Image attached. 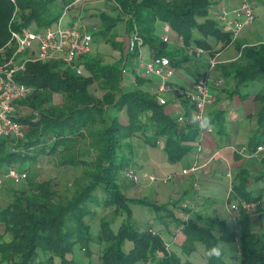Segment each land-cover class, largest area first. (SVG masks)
Here are the masks:
<instances>
[{"label": "trees", "instance_id": "trees-1", "mask_svg": "<svg viewBox=\"0 0 264 264\" xmlns=\"http://www.w3.org/2000/svg\"><path fill=\"white\" fill-rule=\"evenodd\" d=\"M67 1L0 0V62L14 50L13 43L7 44L8 23L14 12L15 28L30 24L41 28L58 18ZM107 1L112 2V11L98 12L96 33L105 36L118 24H124L127 44L119 59L104 62L89 55L83 61L82 74L55 60L27 62L17 75V79L32 86L31 93L15 106V119L24 127L25 136L15 147L13 142L12 149L5 140L0 143V166H15L14 163L46 155L57 166H83L87 181L78 184L67 198L58 194L51 179L32 180L27 190L15 189L12 199L0 207V264H77L73 257L75 246L79 244L89 252L92 242L100 245V264H192L182 255L193 251L197 243L204 248L206 264H227L224 252L219 260L207 256L208 249L220 240L238 244V264H264V214L257 216V208L241 211L236 221L238 229L230 230L224 221L203 219L199 213L189 220L177 218L171 210L173 201L156 204L146 198L127 197L121 190L119 179L123 169L131 165L134 138L151 146L162 140L167 161L175 163L193 149L197 137L195 123L178 121L158 102L155 93L139 86L141 77L135 75L131 88L123 87L124 60L145 44L154 57L165 56L176 64L178 52L168 49V42L157 31V21L168 24L185 46L194 43L208 50L209 37L229 42V32L217 21L216 14L209 17L211 1ZM134 34L141 43L130 48ZM238 50V58L229 63L233 91L254 80L261 81L264 87V41L238 45ZM93 83L103 90L101 96L90 91ZM54 94L61 95L62 100L54 102ZM255 98L261 107L248 140L250 150L264 141V89ZM223 121L219 110L212 122L220 130ZM246 174L241 169L232 188L244 199L258 201L244 190ZM132 204L149 206L156 217H168L181 226L184 238L179 244L180 254L169 249L159 233L139 227ZM91 205L113 207L122 217L117 228L102 216L98 229L93 231L90 218L95 212ZM257 221L262 224L260 229L254 228Z\"/></svg>", "mask_w": 264, "mask_h": 264}, {"label": "crops", "instance_id": "crops-1", "mask_svg": "<svg viewBox=\"0 0 264 264\" xmlns=\"http://www.w3.org/2000/svg\"><path fill=\"white\" fill-rule=\"evenodd\" d=\"M240 2L241 0H218L217 3L212 4L209 17L214 18L221 7L230 10L239 6ZM107 3L112 4L111 1H107ZM251 3L253 9L259 4H262L263 8L259 9L258 12L254 9V21L240 32L241 37H237L238 41L224 43L221 40L209 37L211 48L206 49L205 53L196 52L194 43L187 46L182 45V38L171 30L168 24L161 21L156 22L159 35L163 39L164 37L167 38L165 41L169 38H177L176 42L168 43L170 44L168 46L169 50L178 52L174 57L176 64L170 61L173 75L169 82L174 86L185 87L190 85L196 78L205 76L214 98L212 104L206 109L207 116L213 118L214 114L220 110L223 112L224 121L220 130L212 122L213 131L203 134L200 139V151H195V144L193 143V149L175 163L167 161L162 140L157 145L151 146L139 138H134L133 158L130 166L135 169L138 182L134 183L128 179L122 180L123 191L127 196L133 198L143 197L156 204L173 201L174 204L171 206V210L181 220L192 219L194 213H199L203 219L224 221L226 224L231 225L236 222L233 218L234 213L229 209V201L235 197L243 198L234 192L232 185L238 182L239 171L244 168L248 178L244 190L248 193V197L257 198V216L264 214L263 162L257 156L244 158L235 150L242 146L250 149L248 140L256 127V114L261 107V103L255 96L264 87L261 81L254 80L241 86L237 91H233L234 82L229 66V63L235 61L239 56V43H250L243 41L247 35L253 37L258 32L260 37L264 38V0H251ZM86 6L87 4H80L75 6V8L78 7L76 12L69 11L70 18H67V22L85 27L84 22H87V20L84 7ZM111 11V7L106 9V12L111 13ZM95 18L99 22L98 16H95ZM88 22L92 25L97 24L96 22ZM118 26H123V31L115 36V41L117 44H122V49L125 52L127 35L124 24L121 23ZM98 51L97 44L93 41L89 55L96 56ZM113 52L116 53V58L119 59L122 53L121 50L117 48ZM213 55H216L218 62L210 68L208 59ZM152 57L154 56L150 48L145 44L138 48V53L127 55L124 60L126 73L122 82L123 87L128 88L134 85V77L138 75L143 79V82L139 85L141 88L147 90V92H156L159 78L145 74L143 71L144 62L149 61ZM218 80H221L220 83H217ZM165 96H167V102L164 105L172 111L173 116L182 113L185 115L184 122H192L191 105L188 101L177 98L171 92L165 93ZM112 114L120 115V112L112 111ZM214 151H218L217 156L203 165L202 168L193 173H182V170L187 169L194 162L204 163ZM24 169L26 170V168ZM228 171L231 173V178L227 176ZM150 176H153L154 179L151 180ZM166 176L168 178L164 180L163 178ZM229 188L232 190L230 197H228ZM132 205V211L135 213ZM139 207L140 218L141 220L145 219L144 228H150L152 231L159 233L167 247L180 254L179 244L184 238L180 230L181 226L168 217H156L155 212L149 206L139 204ZM240 213L237 214L238 217L241 216ZM217 229L219 228L216 227ZM89 258L87 257L88 260ZM182 258L190 260L192 264H206L204 248L200 243H197L189 254H183ZM137 264L144 263L138 262Z\"/></svg>", "mask_w": 264, "mask_h": 264}, {"label": "built area", "instance_id": "built-area-1", "mask_svg": "<svg viewBox=\"0 0 264 264\" xmlns=\"http://www.w3.org/2000/svg\"><path fill=\"white\" fill-rule=\"evenodd\" d=\"M14 1V0H12ZM61 1V0H59ZM85 0H68L63 3L58 18L50 25L41 28L28 26L14 27L15 12L13 13L9 23V41L7 44L13 43L14 50L8 57H2L0 62V143L6 139H23L25 130L22 124L15 119L16 102L28 96L32 91V86L28 85L19 79L17 75L24 71L27 62H48L55 60L62 66L68 67L77 74L83 73V61L89 56L93 34L84 26L63 23L67 20L69 11ZM254 9L250 0H241L239 6L227 10L220 8L216 13V19L228 32L230 41L233 42L240 32L254 21ZM167 38L164 37V40ZM141 40L134 34L129 46L132 48L134 44H139ZM139 48V47H138ZM195 51L205 53L207 50L196 46ZM218 60L216 55L209 57L208 66L214 67ZM145 74L157 76L159 83L156 88V98L162 105L166 104L167 98L165 93L171 92L177 98L188 101L191 105V118L194 115L203 117L207 116V108L213 102L211 87L205 76L196 78L190 85L185 87L174 86L169 80L173 75V68L170 60L165 56L152 57L149 61L143 64ZM218 80L217 83H220ZM184 116L180 113L177 116L178 121H183ZM197 127V137L195 139V151L201 150L200 139L203 134L213 131V126L210 129H202ZM242 157L247 158L257 156L262 160L264 167V141L258 143L254 149L250 150L242 146L235 149ZM204 162H194L187 169L182 170V173H193L199 168H202L207 162L217 156L218 151ZM123 176L126 179L136 181L138 175L133 167L128 165L123 169ZM227 176L231 178V173L228 171ZM27 177V170L17 166L6 165L0 166V193L6 180L14 183L22 182ZM168 176L163 178L167 179ZM153 180L154 177L150 176ZM232 194L231 188L228 190V197ZM258 206V201L246 200L244 198L235 197L229 201V209L234 213V221L238 220L237 214L241 211L251 212Z\"/></svg>", "mask_w": 264, "mask_h": 264}, {"label": "rangeland", "instance_id": "rangeland-1", "mask_svg": "<svg viewBox=\"0 0 264 264\" xmlns=\"http://www.w3.org/2000/svg\"><path fill=\"white\" fill-rule=\"evenodd\" d=\"M210 1H211V4H215L217 3L218 0H210ZM85 3L87 4V6L84 7L85 12H86L85 18L87 22L86 21L85 22L83 21V22L86 25L85 27L92 32L93 41L94 43L97 44V49L99 51L96 56L104 60V62H112L113 60L117 59L116 53H114L113 51L117 48H119L120 50L122 49V47L121 48L119 47V43L117 44V42L115 41V36L118 34H121V32L123 31V26L115 27L112 33H109L105 36L97 34L96 31L98 30L99 22H98V19L95 18V16H97L98 12L104 11V10L106 11V9H109L110 5L109 3H107V0H85L81 3H78L76 6L80 4L86 5ZM261 8H263V5L259 4L254 9H256L258 12V10ZM70 12H76V8L75 7L71 8ZM68 18H70V14L68 15ZM88 21L96 22L97 24L92 25V23H89ZM65 22H67V20H63V23ZM30 25L32 28L36 27V25L34 24H30ZM240 37L241 35L238 36V38ZM238 38H236L234 41L236 40L238 41ZM258 40H264V38H261L260 33L257 32L256 35L253 37L247 35L243 41L254 43V42H257ZM176 41H177V38L173 37V38H169L166 42L171 43V42H176ZM241 44L242 43H239V45ZM90 91L95 96H101L103 92V90H101L100 87H98L96 83L91 84ZM61 100H62L61 95L59 94L53 95L54 102H59ZM20 114L22 115L24 113L20 112ZM5 142L7 143V146L12 149L15 146H17V142H20V140L19 139H14V140L6 139ZM12 143L14 144V147ZM14 164L15 166L19 168L21 167L26 168L27 177L22 182L14 183L10 180H6L4 182V186L0 193V207L6 205V203L12 199V196H13L12 194L15 189L16 190H24V189L27 190L29 186V182L32 180L51 179V181L55 185V188L58 190V194L64 198L69 197L78 184L85 183L87 181V179L85 178L82 172L84 169L83 166H57V164L55 163V160L51 158V156L40 155L35 160L29 159L28 161L26 160L22 164L20 163H14ZM2 166H6V165H2ZM125 179L126 178H124L122 174L119 180L122 182V180H125ZM129 181H132V180H129ZM132 182L136 183L138 182V179ZM121 190L124 193L122 184H121ZM130 198H133V197H130ZM137 199H143V197H140ZM132 206H133V210L135 211V213H133V217L136 218L139 227L144 228L145 219L141 220L140 218V215L138 213V208H140L139 204H133ZM91 207L92 209H94V212H95V214L90 218V224L92 226L93 231L98 229L99 218L102 216H104L106 219H108L112 223V227H114V229L117 228L122 217L117 212L114 211L113 207H103V206H94V205H91ZM263 210H264V206H263ZM263 220H264V217H263ZM261 225L262 224L260 223V221H257L255 222L254 228L260 229ZM225 226L228 227L230 230L238 229V225L236 223H232L231 225L226 224ZM5 238H7V235L5 236ZM235 243L236 242H226L222 240L218 242V244L223 245L224 254L226 256L225 260L227 264H238L239 248H238V244L236 243L237 244L236 246ZM87 249L88 248L83 249L82 246H80L79 244L75 246V248L73 249V253H74V258L77 261V264H100V260H99L100 259L99 258L100 245L94 242L93 244L90 245L89 252H87ZM89 253H90V258L88 260L87 257L89 256L88 255Z\"/></svg>", "mask_w": 264, "mask_h": 264}, {"label": "clouds", "instance_id": "clouds-1", "mask_svg": "<svg viewBox=\"0 0 264 264\" xmlns=\"http://www.w3.org/2000/svg\"><path fill=\"white\" fill-rule=\"evenodd\" d=\"M192 122L198 124V126L202 129H210L212 124V118L210 116H197L194 115L192 117ZM223 245L222 244H215L210 247L207 251V256L211 258H215L217 260L221 259L223 256Z\"/></svg>", "mask_w": 264, "mask_h": 264}]
</instances>
